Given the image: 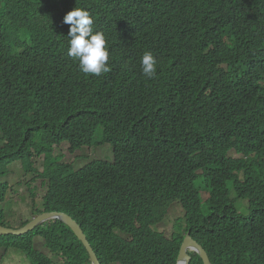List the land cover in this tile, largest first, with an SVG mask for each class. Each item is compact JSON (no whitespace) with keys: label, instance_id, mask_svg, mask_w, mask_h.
<instances>
[{"label":"trees","instance_id":"obj_1","mask_svg":"<svg viewBox=\"0 0 264 264\" xmlns=\"http://www.w3.org/2000/svg\"><path fill=\"white\" fill-rule=\"evenodd\" d=\"M76 7L107 37V73L68 55ZM64 144L75 156L111 144L113 156L76 170L54 156ZM0 145V204L22 162L46 189L36 216L70 215L101 264H178L182 232L212 264H264V0H0ZM176 205L169 238L159 228ZM2 248L28 264H93L60 220L0 234Z\"/></svg>","mask_w":264,"mask_h":264},{"label":"rangeland","instance_id":"obj_2","mask_svg":"<svg viewBox=\"0 0 264 264\" xmlns=\"http://www.w3.org/2000/svg\"><path fill=\"white\" fill-rule=\"evenodd\" d=\"M212 75L221 77L223 80H230L234 76V70L231 76H223L217 71H214ZM67 149L68 145L64 144L62 148L54 153V156L59 157L63 162L71 164L76 170L83 168L87 163L94 159L105 161L113 156V148L111 144H105L90 151H87L86 149L83 151H77L76 155L82 160L77 156L68 153ZM63 154L66 155L64 158ZM231 155L234 157L239 156L236 152H232ZM37 169H39V171L43 170V158L37 160ZM3 182H6L9 186L8 191L5 193V201L3 204H0V213L4 210L5 218L10 221L11 227L21 228V224L24 222H31L37 219L38 217L35 214L34 202H37V208V206L41 205V200L46 194L45 186L43 185V181L38 177V173H28L22 162H16L9 166L8 177ZM202 197L206 200L209 197V194L204 192L202 193ZM247 201L248 200H240L237 203L238 209L242 211L243 215L249 214L248 203L247 207L245 205ZM180 216H183V211L181 206L176 205L172 208L168 219L159 230L165 232V235L171 238L177 226L176 220ZM182 235L186 238L190 233L182 232ZM34 245L36 248L44 252L48 251L47 248L44 247L43 241L40 237H36ZM92 248L94 249L93 246ZM94 251L98 257L97 251L95 249ZM190 261H192V259ZM0 264H28V259L20 250L2 248L0 249Z\"/></svg>","mask_w":264,"mask_h":264},{"label":"clouds","instance_id":"obj_3","mask_svg":"<svg viewBox=\"0 0 264 264\" xmlns=\"http://www.w3.org/2000/svg\"><path fill=\"white\" fill-rule=\"evenodd\" d=\"M63 23L70 26L68 55L78 61L79 70L84 74L95 76L107 73L110 70L107 37L103 32L93 31V19L90 13L76 7L64 16ZM141 66L143 75L149 79L154 78L157 61L151 52L144 53ZM190 252L196 253L188 250L189 254Z\"/></svg>","mask_w":264,"mask_h":264},{"label":"water","instance_id":"obj_4","mask_svg":"<svg viewBox=\"0 0 264 264\" xmlns=\"http://www.w3.org/2000/svg\"><path fill=\"white\" fill-rule=\"evenodd\" d=\"M50 219H59L61 220L66 226H68L69 228H71L73 230V232L76 233V235L85 243V245L87 246V249L90 253L91 259H92V263L93 264H101L100 260L98 259L94 249L92 248L90 242L87 239L86 234H84V231L82 230V228H80V226L77 225V223L71 219V217H69L68 215H60V214H53V215H46V216H42L37 220H34L31 224L27 225L26 227L20 229V230H13V229H9V228H5V227H0V231L1 232H6V233H13V234H23L25 232H28L29 230H31L33 227H36L42 223H44L45 221H48ZM192 246H196L194 244V242H189L188 239H185L181 249H180V253H179V257H178V264H190L191 263V255L188 253V250L191 251H195L194 248ZM205 257V261L206 264H210L209 261L207 260L206 256Z\"/></svg>","mask_w":264,"mask_h":264},{"label":"bare ground","instance_id":"obj_5","mask_svg":"<svg viewBox=\"0 0 264 264\" xmlns=\"http://www.w3.org/2000/svg\"><path fill=\"white\" fill-rule=\"evenodd\" d=\"M53 214H58V213H49V214H45V215H43V216H46V215H53ZM60 215H62V214H60ZM64 215H68V214H64ZM69 217H71L70 215H68ZM40 217H42V216H40ZM40 217H38L37 219H39ZM37 219H35V220H37ZM71 219L72 220H74L72 217H71ZM50 220H59V219H50ZM50 220H48V221H50ZM34 221V220H33ZM33 221H31L29 224H31ZM48 221H45L44 223H46V222H48ZM61 221V220H60ZM75 221V220H74ZM76 222V221H75ZM44 223H42V224H40V225H38V226H36V227H39V226H41V225H43ZM77 223V225L78 226H80L79 225V223L78 222H76ZM29 224H27V225H29ZM27 225H25V226H23V227H21V228H13V227H8V226H2V225H0V227H5V228H9V229H13V230H20V229H22V228H24V227H26ZM36 227H33L31 230H29L28 232H31V231H33ZM80 228H82L81 226H80ZM73 231V230H72ZM28 232H25V233H23V234H14V235H24V234H26V233H28ZM0 234H13V233H6V232H1L0 231ZM80 239V238H79ZM186 239H188V241L189 242H194V244L196 245V246H192L193 248H194V250L197 252V253H199L200 254V256L203 258V260H204V264H206V261H205V257H204V255L206 256V258H207V260L209 261V263L210 264H212L211 263V259H210V257H209V254L206 252V250L198 243V242H196L193 238H192V236L191 235H188L187 237H186ZM81 240V239H80ZM83 242V241H82ZM84 243V242H83ZM84 245H85V243H84ZM86 246V245H85ZM87 247V246H86Z\"/></svg>","mask_w":264,"mask_h":264}]
</instances>
